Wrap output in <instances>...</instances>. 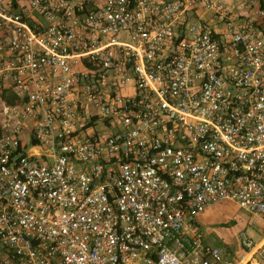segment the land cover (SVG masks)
I'll return each mask as SVG.
<instances>
[{
  "label": "built area",
  "instance_id": "2783aa9c",
  "mask_svg": "<svg viewBox=\"0 0 264 264\" xmlns=\"http://www.w3.org/2000/svg\"><path fill=\"white\" fill-rule=\"evenodd\" d=\"M224 200L264 221V0H0V264H250Z\"/></svg>",
  "mask_w": 264,
  "mask_h": 264
},
{
  "label": "rangeland",
  "instance_id": "374dc122",
  "mask_svg": "<svg viewBox=\"0 0 264 264\" xmlns=\"http://www.w3.org/2000/svg\"><path fill=\"white\" fill-rule=\"evenodd\" d=\"M199 222L206 242L221 247L231 260L241 258L245 253L241 232L253 236L256 241L264 237V221L255 218L233 200L214 203L199 216ZM250 264H264V256L256 254Z\"/></svg>",
  "mask_w": 264,
  "mask_h": 264
},
{
  "label": "trees",
  "instance_id": "16d2710c",
  "mask_svg": "<svg viewBox=\"0 0 264 264\" xmlns=\"http://www.w3.org/2000/svg\"><path fill=\"white\" fill-rule=\"evenodd\" d=\"M15 1H16V0H15ZM9 102H10V103H13V102H14V100L10 98V99H9Z\"/></svg>",
  "mask_w": 264,
  "mask_h": 264
}]
</instances>
